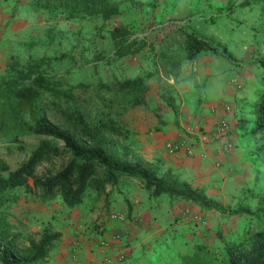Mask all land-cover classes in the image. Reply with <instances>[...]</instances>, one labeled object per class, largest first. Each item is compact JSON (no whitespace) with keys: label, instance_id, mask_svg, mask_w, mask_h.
Masks as SVG:
<instances>
[{"label":"rangeland","instance_id":"rangeland-1","mask_svg":"<svg viewBox=\"0 0 264 264\" xmlns=\"http://www.w3.org/2000/svg\"><path fill=\"white\" fill-rule=\"evenodd\" d=\"M133 1L139 3L134 6L126 4L121 13L107 20L98 13L90 12H80L69 17L65 12H49L29 4H18L16 0H12L8 5L1 2L0 5L2 34L0 37L8 38L14 49L7 63L0 66V85L29 64L37 65L44 71L45 82L48 85H52L51 82L58 78L66 79L63 84L55 86V89L60 91L68 87L66 82L96 83L114 77L119 79L137 75L143 77L149 89L144 93L139 91L129 93L113 107L115 119L126 129L125 136L120 137L118 151L122 158L130 161H133L134 156L129 147L128 134L134 123L145 120L150 127H153V123L157 125L169 123L181 127L179 125L183 121V110H175L171 99H176L180 106L184 79L188 81L199 77L204 74L205 67L233 66L236 71L229 77L230 79L236 77L241 80V76L246 80L250 78L249 82L253 87L250 103H253L263 85L262 68L253 60L257 56H264V0ZM120 24L127 25L131 31L128 41L144 38L148 43L151 37L156 36H161L162 41L153 47L149 45L138 52L115 59L114 50L110 47L109 30ZM3 26L7 28L5 31L2 29ZM178 26L205 38L220 49H226L235 57L236 63L217 56L210 50H202L195 60L188 59L184 55V42ZM2 48L3 46H0V49ZM14 60L19 63L20 69L7 71L8 63ZM21 86L33 89L35 85L25 81ZM241 88L242 86L237 89ZM108 94L114 95V92ZM51 96L48 93L36 95V102L48 101ZM135 99L136 102L133 103ZM10 100L17 111L27 113L22 98ZM231 106L234 117L243 115L237 105ZM237 119L235 130L237 126L241 128L243 121V118ZM249 124L250 128L246 127L248 133L246 142L249 143L250 150L246 148L243 152H250L246 156L250 155L254 159L251 151L255 142L250 135L252 119ZM174 137L169 140L178 139ZM4 158L12 170L26 158V155H4ZM64 163L65 159L62 157L44 160L35 167L34 173L37 177H42L48 171L57 170ZM251 163L253 172L239 174L240 178L234 186L218 192L206 190V195L214 198L225 208H233L246 202L254 206L255 200L248 197L247 189L264 190V171L256 168L255 162ZM3 174H7V171ZM32 183L33 180L30 178L29 184ZM105 200L102 194L88 189L80 204L83 209L77 206L79 203L74 209L73 205H67L63 201L58 189L55 190L53 198L44 200L38 189L21 186L0 194V217L6 220L10 230L18 233L20 244L28 246L29 237L38 238L45 228L53 230L60 222L69 221L70 214H77L74 218H81L78 216L83 217L80 213L84 211L96 214L90 224L93 230L96 229L102 234L107 226V219L102 214L106 205L103 203ZM97 210H101L100 214ZM195 215H199L202 221L195 220L193 218ZM187 221L192 225L190 226ZM247 223V217L244 215L229 216L227 213L211 209L204 214L200 211L191 212L187 218L175 214V218L169 223L170 226H167L162 234L169 235L175 231L179 236L180 240L174 245V251L180 247L182 249L192 247L193 243L216 247L222 245L223 238L229 239L238 234ZM182 239L188 242L185 243ZM151 247L154 259L158 247ZM168 259L174 258L170 256ZM170 263L174 264L173 260ZM146 264L150 262L147 261Z\"/></svg>","mask_w":264,"mask_h":264},{"label":"trees","instance_id":"trees-1","mask_svg":"<svg viewBox=\"0 0 264 264\" xmlns=\"http://www.w3.org/2000/svg\"><path fill=\"white\" fill-rule=\"evenodd\" d=\"M18 4H29L49 12H65L73 17L80 12L98 13L103 19L121 13L124 6L139 3L133 0H16ZM246 3H244L245 5ZM141 7V6H140ZM183 42L184 55L194 59L202 50L236 63L233 55L220 49L194 32L178 26ZM127 25H117L109 30L111 49L118 59L130 53L162 41L161 36L150 41L129 40ZM253 62L262 68V88L253 102V127L251 136L255 142L254 154L264 168V56H257ZM16 60L8 63L7 71H18ZM66 79L58 78L48 85L44 71L29 64L11 79L0 85V194L16 187L36 188L42 198L51 199L55 190L61 192L67 205L80 203L88 189L103 193L107 183L116 184L119 178L139 180L152 196L166 194L191 201L201 210L215 209L229 216L244 215L247 224L234 237L222 239V245L209 247L193 243L192 247L174 251L179 236L173 231L152 260L161 264H264V190L249 188L248 197L255 205L242 203L225 208L206 195L203 188L169 172L158 175L157 169L140 160L130 161L121 157L118 151L120 137L125 136L124 125L115 119L113 107L124 100L129 93L146 92L149 87L140 75L96 83H70L64 91L55 89ZM35 85L21 86L22 82ZM27 84V83H26ZM37 86V87H36ZM102 90L104 91L102 93ZM114 92V95L108 92ZM48 93V101L36 102V95ZM22 98L27 113L17 111L10 99ZM136 102V99L133 103ZM171 103L176 109L173 99ZM90 107L92 109H90ZM153 127L150 130L157 129ZM25 154L20 164L10 169L4 155ZM62 157L65 163L57 170L48 171L37 177L35 167L44 160ZM7 171V174H3ZM32 178V185L29 179ZM59 231L45 228L38 238L29 237L28 246H22L18 233L0 217V264H40L47 256L53 240L60 237ZM185 243V241L182 239ZM173 256L174 259H168ZM168 260V261H167Z\"/></svg>","mask_w":264,"mask_h":264},{"label":"crops","instance_id":"crops-1","mask_svg":"<svg viewBox=\"0 0 264 264\" xmlns=\"http://www.w3.org/2000/svg\"><path fill=\"white\" fill-rule=\"evenodd\" d=\"M1 2L8 5L12 0H0V5ZM2 29L5 31L7 28L3 26ZM11 45L12 42L8 38L0 37V46H3L0 49V66L7 63L14 53ZM199 55L200 53L193 60ZM233 69V66L205 67L204 74L192 80L182 81L184 88L180 106L174 99L176 109L183 110L180 128L169 123L159 125L153 123L152 126L158 128L150 130L153 127L145 120L134 123L128 134L133 161L140 160L151 165L157 169L158 175L165 172L176 175L181 180H187L194 186L203 188L205 193L206 190L218 192L234 186L240 178L239 174L253 172L251 161L255 162L256 168L264 171L263 163L254 154V146L251 151L254 159L250 155L246 156L250 152H243L246 148L250 150L249 143L246 142V136L248 137L246 127H249L250 119L253 121V103H250L253 87L249 82L250 78L246 80L241 76V80L236 77L230 79L229 77L236 71ZM234 78L235 82L232 81ZM241 86V89H237ZM222 102L235 104L241 109L243 115L237 116L243 118L241 128L237 126L235 130L238 119L233 116L234 110L225 113L220 106ZM221 116H225L233 126L232 136L236 148L231 154L223 156L217 165L215 164L217 144L209 142L206 136L215 129L216 121ZM174 136L187 142L196 139L199 145L197 151L206 153V156L198 153L190 156L184 150L176 154L168 153L165 144ZM101 194L106 198L103 201L106 205L102 211L107 219L106 230L102 234L96 229L93 230L90 221L96 214L93 215L92 212L80 213L83 217H78L81 218H74L77 214H70L69 221L60 222L59 226L53 228L52 231H59L61 235L53 240L47 256L40 264H105L108 258L121 254L123 258L120 264H146L147 261L150 264H161L158 263L159 260L151 261L150 248L154 246L160 250L163 247L168 235L162 233L170 226L169 223L173 221L175 214L187 218L191 212L200 211L204 214L209 211L201 210L185 199L166 194L152 196L139 180L133 178H119L114 185L107 183L105 191ZM82 201L79 205L74 204V209L77 208L75 205L83 209L80 205ZM97 212L100 214L101 210ZM113 213L121 214L123 217L114 218ZM65 217L68 219L66 215ZM187 222L192 225L190 221ZM109 233H120L121 237L108 246H102L100 240Z\"/></svg>","mask_w":264,"mask_h":264},{"label":"built area","instance_id":"built-area-1","mask_svg":"<svg viewBox=\"0 0 264 264\" xmlns=\"http://www.w3.org/2000/svg\"><path fill=\"white\" fill-rule=\"evenodd\" d=\"M232 81H236V79H232ZM237 86H239L237 84ZM222 110L227 113L232 111V106L229 103L222 102L220 104ZM233 126L229 122V120L225 116H221L217 119L216 121V127L215 129L207 133L208 135L206 136L207 140L209 142L213 141L217 144L216 150H217V158L215 164H219L221 161V158L225 155L231 154L235 147L236 144L233 140ZM199 147L198 143L196 142V139H194L191 142H187L183 139H175V140H169L165 144V149L168 153L170 154H176L181 150H184L187 155L194 156L197 153L206 156V153L202 151H197V148ZM112 217L114 218H122L123 216L121 214H112ZM195 220L197 221H202V219L199 217V215L193 216ZM121 237L120 233H109L106 236H103L102 239L100 240V243L102 246H108L110 245L111 242H114L115 240L119 239ZM123 255H117L113 258H108V260L105 262V264H120L122 262Z\"/></svg>","mask_w":264,"mask_h":264}]
</instances>
